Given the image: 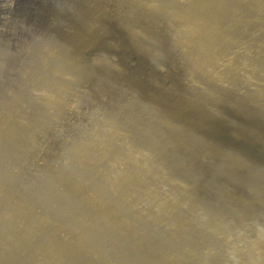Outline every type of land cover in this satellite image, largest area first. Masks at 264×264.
Listing matches in <instances>:
<instances>
[{
	"label": "water",
	"instance_id": "obj_1",
	"mask_svg": "<svg viewBox=\"0 0 264 264\" xmlns=\"http://www.w3.org/2000/svg\"><path fill=\"white\" fill-rule=\"evenodd\" d=\"M0 264H264V0H0Z\"/></svg>",
	"mask_w": 264,
	"mask_h": 264
}]
</instances>
